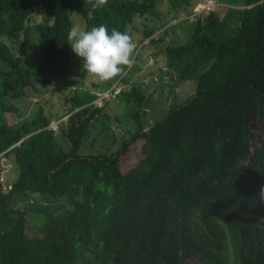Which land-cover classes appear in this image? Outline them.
<instances>
[{
  "label": "trees",
  "instance_id": "obj_1",
  "mask_svg": "<svg viewBox=\"0 0 264 264\" xmlns=\"http://www.w3.org/2000/svg\"><path fill=\"white\" fill-rule=\"evenodd\" d=\"M156 2L108 0L90 20L86 0H0V157L11 156L16 171L11 186L0 180V264H264V142L240 162L253 115L264 128V0L216 5L193 21L187 10L184 42L156 64L157 75L194 90L160 120L149 124L140 111L155 99L144 84L119 78L115 97L138 109L128 115L133 131L117 130L128 133L114 151L79 153L107 136L100 129L90 139L92 126L113 119L84 70L64 94L67 118L57 131L42 109L8 122L6 114L19 116L8 99L64 83L73 14L83 30L103 24L129 34ZM168 2L178 15L189 6ZM39 12L45 18L36 22ZM140 140L136 163L123 169L119 157Z\"/></svg>",
  "mask_w": 264,
  "mask_h": 264
},
{
  "label": "rangeland",
  "instance_id": "obj_2",
  "mask_svg": "<svg viewBox=\"0 0 264 264\" xmlns=\"http://www.w3.org/2000/svg\"><path fill=\"white\" fill-rule=\"evenodd\" d=\"M189 6L183 8V13L178 15L169 5L168 0H157L154 13L149 14L142 18H136L134 22V28L130 30L129 35L135 41L136 48V57L134 58L133 66L130 69H126L127 73L124 74L125 79L128 83L139 81L144 84L146 93L148 96L153 98V102L149 98L148 106L141 108L140 111H144L147 121L149 124L160 120L163 118L171 103L184 101L185 98L193 93L194 85L191 83H179L177 84L175 80H171L166 77V74L157 75L160 73V66L156 62L160 63V59L163 61V56H165V49L172 45H177L185 40V34L181 24H179L187 15V10L192 7L194 8V14L205 15L203 10V4H210L212 7L215 4H218L221 7H225L226 4L236 1L238 5L241 4V0H188ZM197 3H200L201 6H198ZM185 11V12H184ZM191 16H193L191 14ZM74 26H79L83 28V22L79 18V15L73 14L72 18ZM45 15L42 12L37 14V20L44 19ZM190 20L193 21L191 17ZM179 24V26H178ZM153 31V35L150 38H147L144 32ZM34 34V30H32ZM31 37H35L31 35ZM154 38V41L150 39ZM148 50V51H147ZM150 50H153L152 54H148ZM163 51V52H162ZM70 53L72 56V67L67 72L63 78H60L59 82H64L59 84V87L52 85L55 82H51L44 92V94L36 97L32 95L22 94L16 98L8 99V103L13 104L19 112V116L16 117L14 113H8L7 119L9 124L17 125L20 121L28 120L38 109H42V112L46 116H50L52 119L51 127L54 130L59 129V123H64L67 116L63 117L67 113L68 104L63 102L64 94H69V92L74 88L78 87L81 82L82 75V58L78 57L72 50L70 46ZM30 61H34L35 56H28ZM154 63V64H153ZM32 66H35L32 62ZM165 72V68H163ZM125 71V72H126ZM161 78V80H160ZM91 79L90 76L86 78V81L89 82ZM149 80L152 82L153 86H147L145 83ZM162 83V85H161ZM108 84V87L104 89L105 85ZM98 87L95 89V92L98 93L97 103L102 105L101 101L107 100L106 106L102 109L101 113L104 116H109L112 120H98V123L92 126L90 139L94 136L93 134L100 129H103L106 132V137H100L94 141L93 147L89 146L84 148L83 146L79 149L80 154L88 153H99L102 151H114L119 147V140L127 135V133L119 131L125 127L128 130L133 131L134 124L130 117L128 116L130 112H134L138 109V106L135 103H128L121 98H116L115 95L119 91L121 84L119 83V78L115 81L109 83H98ZM151 102V103H150ZM153 103V104H152ZM116 118V120H115ZM258 119H255L249 123V128L256 131V123ZM147 129V128H145ZM119 130V131H117ZM124 131V129H122ZM91 142V140H89ZM142 145V140L137 141L131 144L128 148L127 153L119 157V165L123 169L131 167L136 163ZM16 177L15 164L11 156L0 157V180L2 183L11 186L12 181ZM3 185V186H4ZM37 200H40V196L37 197ZM39 226V223L36 224ZM35 225L32 227L37 228ZM34 228V230H35ZM29 235H32V231L27 230Z\"/></svg>",
  "mask_w": 264,
  "mask_h": 264
},
{
  "label": "clouds",
  "instance_id": "obj_3",
  "mask_svg": "<svg viewBox=\"0 0 264 264\" xmlns=\"http://www.w3.org/2000/svg\"><path fill=\"white\" fill-rule=\"evenodd\" d=\"M86 4H90L91 8L88 11V18L95 19L94 12L108 4V0H86ZM201 6L200 3H197ZM216 5L203 4L201 12L208 13ZM243 8V7H240ZM205 13V14H206ZM193 16L194 20V8ZM201 14V13H200ZM197 14V15H200ZM192 21V20H190ZM68 44L71 46L73 52L82 58L83 70L92 77L97 83H109L117 80L125 74L126 69L133 66L134 58L136 57L137 45L133 38L126 32H122L116 28L109 31L107 25L93 26L89 30H83L79 26H72L67 34ZM258 119L255 115L252 116V121ZM260 120H257L256 131L250 130L248 135V154L241 160V164H248L250 155L256 148L261 146L264 142V128L261 126ZM260 202L264 204V185H261L258 193Z\"/></svg>",
  "mask_w": 264,
  "mask_h": 264
}]
</instances>
